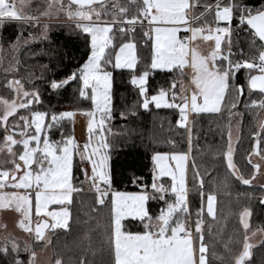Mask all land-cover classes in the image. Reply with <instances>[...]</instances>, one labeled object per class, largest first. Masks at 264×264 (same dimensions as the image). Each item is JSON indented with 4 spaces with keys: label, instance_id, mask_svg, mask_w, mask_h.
Returning a JSON list of instances; mask_svg holds the SVG:
<instances>
[{
    "label": "snow or ice",
    "instance_id": "obj_1",
    "mask_svg": "<svg viewBox=\"0 0 264 264\" xmlns=\"http://www.w3.org/2000/svg\"><path fill=\"white\" fill-rule=\"evenodd\" d=\"M106 4L107 0H29L28 7L32 10L25 11L23 2L18 7L16 0H0V25L16 22L24 27L39 26L43 39H48L49 23L42 22L41 17L50 20L64 16L72 22L62 46V58H71L73 41L83 37V62L63 76L54 72L50 77H42L44 92L59 95L76 85L78 98L90 99L92 106L82 112L89 119L88 139L81 148L70 135L55 141L46 131L62 120L72 119L74 111L34 110V105L43 103V94L40 88L32 86L31 80L27 88L20 79L7 80L4 85L9 95L0 96V153L5 156L0 160V209H13L19 214L17 226L33 236V243L21 247L17 239L5 237L0 243V264H36L34 242L46 241L45 229H69L74 194L83 191L84 183L94 194L95 205L108 208L107 238L102 242L109 255L108 264H211L205 232L212 234L213 222L217 232L222 230V225L216 217L215 187L205 190L207 173L202 174L194 158L189 166L192 150L189 115L227 111L231 122L233 118L243 117L241 107L249 113L264 110V3L253 7L247 0L206 3L201 0H124V3L112 0L108 5L113 10L111 19H107ZM145 25L147 30L143 36L151 42V57L150 63L137 74V46L131 39L120 44L114 60L106 50L113 43L110 34L114 27L121 33H134L137 26L143 29ZM236 30L249 35L248 52L233 43ZM181 31L185 33L183 37L178 35ZM22 36L21 33L16 37L13 51L18 50L21 42L27 44L37 38L31 32L27 39L22 40ZM197 40L211 43L206 55L199 51ZM234 47L238 51H233ZM185 68L192 71L194 87L190 90L182 89L178 95L172 90L173 81L170 88H160L148 95L151 72L172 73ZM116 70H128L131 74L130 83L138 88L142 98L140 107L147 110L152 104L156 108L177 109L176 124L188 133V151L152 153L151 179L145 182L135 174L130 178L138 188L135 192L113 187L116 177L110 159L114 146L108 139L112 134L108 124L113 119V72ZM242 70L247 74L246 81L236 83ZM127 114L121 112L120 116L125 118ZM255 126L248 156L258 159L255 163L248 159L250 174L246 176L233 160L231 123L223 152L231 176L249 187L261 173V162H264V118H257ZM77 155L82 163L90 165V173L81 166L85 179L80 185L74 183ZM259 187L264 191V184ZM153 203L156 208L152 207ZM259 204L264 205V195L259 197ZM33 212L37 221L34 227ZM251 215L248 207L239 213V224L244 230L242 249L232 255V264H245L251 255ZM21 253L27 254V260ZM89 254H96L90 238L79 264H92ZM55 264H62L61 259Z\"/></svg>",
    "mask_w": 264,
    "mask_h": 264
},
{
    "label": "trees",
    "instance_id": "obj_2",
    "mask_svg": "<svg viewBox=\"0 0 264 264\" xmlns=\"http://www.w3.org/2000/svg\"><path fill=\"white\" fill-rule=\"evenodd\" d=\"M263 1L247 0L252 5L260 4ZM111 2L112 0H107L106 8L109 13L107 19H111L113 11L108 7ZM120 2L124 3V0H120ZM201 2L206 3L209 0H201ZM200 10L194 9L197 12ZM70 26L72 23L50 22L48 39L39 37L29 40L27 44L21 42L18 50L13 51L12 44L16 42L18 35L22 33L23 40L28 38L29 32L33 36L36 34L40 36L41 30L39 26L36 28L24 27L16 22H6L0 25V96L9 95V91L4 87L7 80L20 79L26 88L28 81L31 80L32 86L39 88V84H43L42 77H50L54 72L60 74L70 66L76 68L79 63H82L81 56L85 52L83 37L73 41L71 58H62V46L66 43L65 38L69 33ZM145 30L146 27L141 29L137 26L134 33H121L116 27L117 37L124 39L132 34L137 41L139 58L137 72L142 71L150 63L151 42L143 36ZM249 39L247 33L238 30L232 36L233 43H238L246 52L249 51ZM57 50H60V54ZM233 51H238V49L234 47ZM45 66L48 71H45ZM246 75L243 70L238 73L236 83H245ZM130 77L131 74L128 70L113 72V119L108 124L112 134L108 136V139L114 146L110 159V167L116 177L113 187L117 190L137 191L138 188L130 182V178L135 174L142 177L145 182L151 179V155L154 151H188V133L176 124V120L179 118L177 109L156 108L151 105L149 109L145 110L140 107L142 99L139 96L138 88L130 83ZM184 79H186V75L182 71L170 73L157 70L151 72L148 78V93L153 94L160 88L168 89L175 81V88L172 90L178 94L179 81ZM245 95L247 96V90ZM33 107L34 110H37L39 105ZM46 107L49 108V105ZM242 111L246 114L245 120H243L246 125L242 131L243 148L240 156L243 158L242 165L251 169V165L247 161L249 158L252 159L248 153L253 141L252 131L247 127L253 125L255 128L253 130L256 131V118H251L244 109ZM121 112L129 114L125 118H121ZM131 112H135V115H131ZM21 114L26 113L21 111ZM262 118H264V110ZM228 119L227 111H222L219 114H192L191 118L192 150L189 166L194 158L202 174L205 171L207 173L204 175L205 190L215 187L216 217L222 225V230L217 232V226L213 222L212 234L209 235L207 231L205 232V240L210 245L209 260L211 264H232V255L242 249L244 230L239 224V213L245 207L252 210L249 234L258 228L264 231V205L259 204V197L264 195V191L260 189L259 185L253 184L252 187H249L240 184L227 170L223 152L226 149ZM49 133L55 141H60L65 136H72V121L70 119L60 121L59 125L49 130ZM0 134H2V130H0ZM80 169L81 164L75 158L74 175L77 185L81 184L84 176ZM244 173L246 174L247 171ZM188 179L191 187V168ZM152 207L156 208L157 205L153 203ZM94 208L96 211H93ZM107 217L108 208L95 205L94 194L89 189L83 190L78 195L74 194L69 229L52 230V264H55L57 259H61L62 264H79V259L89 244V238L92 248L96 250L95 256L91 254L88 256L92 264H108L109 255L102 245V242L107 238ZM208 219L211 221V218ZM18 242L23 247L22 241ZM41 245L42 241L35 244V246ZM250 252L251 255L245 264H264V240L251 247ZM21 257L25 260L28 258L26 253H21Z\"/></svg>",
    "mask_w": 264,
    "mask_h": 264
},
{
    "label": "rangeland",
    "instance_id": "obj_3",
    "mask_svg": "<svg viewBox=\"0 0 264 264\" xmlns=\"http://www.w3.org/2000/svg\"><path fill=\"white\" fill-rule=\"evenodd\" d=\"M18 7L20 4L23 2L25 5V11H31L32 9L28 7V2L29 0H16ZM42 22H67V23H72L71 21L67 20L66 17L60 16L55 19H50L41 17ZM112 37V45L109 46V48L106 50V52L110 53L111 58L114 60L115 52L119 50V46L121 43L127 42L129 39H131L137 46L136 51H137V56H138V44L137 41L133 38L132 34L128 35V38L121 39L119 36L117 37L116 35V27L113 28V32L110 34ZM38 39L40 36L38 34L34 35ZM139 65V58H138V64L137 68ZM74 66H70L67 70L61 72L59 75L63 76L66 72L74 70ZM139 74V72H137ZM40 90L43 94L42 99L43 102L42 104L39 105L37 110L40 111H47L48 109L54 110L56 112L60 111H74L75 116L70 119L72 121V128H73V133L72 137L75 139L76 143L83 147L85 142L88 139V133H87V122L89 117L86 115H83V111H87L91 109V101L90 99H83V98H78V93L76 92V85H72L68 88L67 92H62L59 95L55 94H50L44 92V87L43 84L40 83ZM155 94V93H153ZM149 94V96L153 95ZM257 98V97H255ZM142 99V98H141ZM49 105V108L46 107ZM152 104H150L151 106ZM155 106V105H153ZM243 109V108H242ZM242 109H240L241 112ZM251 118H262L263 116V110H261L260 113H257L255 110H253L251 113L247 112ZM245 112L243 117H236L231 120V122L228 119V128H229V123H231V133H232V146H233V160L235 164L237 165V168L241 169V171L244 173L247 171L245 174H250L252 169L248 167H244L242 165V157L240 156V152L242 151L243 145H242V131L244 128L243 120H245ZM192 118V116H191ZM191 126V124H190ZM248 130L252 131V133L255 131L253 129V125L251 127H247ZM48 132L49 138L53 140L50 136L49 130L46 129ZM251 133V136H252ZM227 140H228V131L226 133V147H227ZM226 150V149H225ZM5 158L3 153H0V160H3ZM75 158L78 159L80 162L81 166L85 169H87L90 173V165L87 162H81L79 156L74 157V162ZM256 157H252L253 162H257ZM262 163V171L261 173L257 174L256 179L253 181V184L258 186L261 184H264V162ZM189 175V174H188ZM75 176V175H74ZM74 183L77 184L76 179L74 180ZM13 189H6V191H12ZM119 191H127V192H135V191H128V190H119ZM34 197V194H33ZM50 209L54 206H49ZM20 219V216L18 213H16L13 209H0V242L5 240V237H10V238H15L17 241H22L23 245L25 243H33V236H31L28 233H24L17 225L18 221ZM36 218L33 212V227L36 223ZM249 223H250V218H249ZM52 230L53 229H48L46 231V241H42L41 246H35L36 243L34 242V250L37 253L36 257V264H52V247H51V238H52ZM255 233L254 235L252 233ZM252 233L249 234V243L253 246L261 243L264 240V231L260 228L254 230ZM50 241V242H48Z\"/></svg>",
    "mask_w": 264,
    "mask_h": 264
},
{
    "label": "crops",
    "instance_id": "obj_4",
    "mask_svg": "<svg viewBox=\"0 0 264 264\" xmlns=\"http://www.w3.org/2000/svg\"><path fill=\"white\" fill-rule=\"evenodd\" d=\"M178 35L180 37H183L185 35V33L183 31H181ZM196 45H197L199 51L201 52V54L206 55L208 53V51L210 50L211 43L197 40ZM182 73H184L186 75V79L179 81V93H178V95L181 94L182 89L190 90L192 87H194L191 84V76H192L191 69L185 68L184 70H182ZM191 116H192V114L189 115L190 124H191ZM189 161H190V156H189Z\"/></svg>",
    "mask_w": 264,
    "mask_h": 264
},
{
    "label": "built area",
    "instance_id": "obj_5",
    "mask_svg": "<svg viewBox=\"0 0 264 264\" xmlns=\"http://www.w3.org/2000/svg\"><path fill=\"white\" fill-rule=\"evenodd\" d=\"M262 3H264V1L262 2ZM261 4V3H260ZM260 4H256V5H252V4H250L251 6H253V7H259L260 6ZM145 27H146V30H147V26L145 25ZM235 27H236V25L235 24H233V28L235 29ZM239 31V30H238ZM84 176H83V179H82V181L81 182H83L84 181ZM83 190H88V186H87V183H84V189Z\"/></svg>",
    "mask_w": 264,
    "mask_h": 264
},
{
    "label": "water",
    "instance_id": "obj_6",
    "mask_svg": "<svg viewBox=\"0 0 264 264\" xmlns=\"http://www.w3.org/2000/svg\"><path fill=\"white\" fill-rule=\"evenodd\" d=\"M35 226V225H34ZM49 229V228H48ZM48 229H45V233H46V231L48 230Z\"/></svg>",
    "mask_w": 264,
    "mask_h": 264
}]
</instances>
